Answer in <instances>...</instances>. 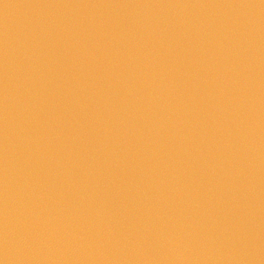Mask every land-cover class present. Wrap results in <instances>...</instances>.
<instances>
[{
  "label": "water",
  "instance_id": "obj_1",
  "mask_svg": "<svg viewBox=\"0 0 264 264\" xmlns=\"http://www.w3.org/2000/svg\"><path fill=\"white\" fill-rule=\"evenodd\" d=\"M0 264H264V0H0Z\"/></svg>",
  "mask_w": 264,
  "mask_h": 264
}]
</instances>
